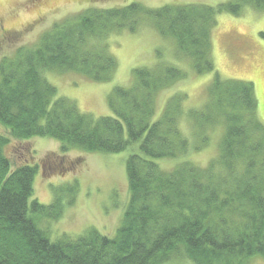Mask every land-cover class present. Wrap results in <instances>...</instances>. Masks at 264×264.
Masks as SVG:
<instances>
[{"label": "trees", "instance_id": "16d2710c", "mask_svg": "<svg viewBox=\"0 0 264 264\" xmlns=\"http://www.w3.org/2000/svg\"><path fill=\"white\" fill-rule=\"evenodd\" d=\"M244 3L264 9V0L217 7L150 9L132 2L91 8L55 24L34 48L2 59L0 264H244L251 257L264 259V123L253 82L222 80L215 72L209 103L193 117L202 128L224 121L219 155L205 167L183 161L166 172L155 161L184 156L191 145L178 127L184 108L180 97L155 119L156 95L183 80L182 70L168 62L134 70L133 84L117 86L108 96L112 115L98 119L82 113L74 101L57 98L56 87L46 79L47 72L73 71L94 82L112 80L118 61L106 39L123 29L136 31L143 20L174 39L197 75L213 73L216 16H239ZM35 137L59 140L63 156L72 149L117 154L140 144L139 153L127 159L130 201L115 236L94 229L77 239L53 241L40 226L41 218H61L66 204L59 191L48 205L33 199L38 165L31 164L35 150L24 142ZM12 142L20 146L18 164L5 153ZM73 187L77 184L66 192L71 197L67 205L75 200Z\"/></svg>", "mask_w": 264, "mask_h": 264}, {"label": "rangeland", "instance_id": "374dc122", "mask_svg": "<svg viewBox=\"0 0 264 264\" xmlns=\"http://www.w3.org/2000/svg\"><path fill=\"white\" fill-rule=\"evenodd\" d=\"M237 1L0 0V62L14 57L20 48H34L41 36L55 24L74 18L87 9L120 8L132 2L150 9L192 4L217 7ZM105 42L118 61L112 80L94 82L73 71L47 72L46 79L56 87L57 98L74 101L82 113L98 119L112 115L108 96L117 86L130 87L134 70L155 69L159 62H168L182 70L185 73L183 80L157 93L154 116L159 118L166 106L175 97H180L184 108L178 115V127L191 146L184 156L156 160L161 170L171 171L183 161L205 167L218 157L225 131L224 121L218 120L202 128L193 117L209 103V88L215 72L222 80L253 82L259 102V117L264 123V9L245 4L239 16L226 12L216 16L212 31L215 70L204 75H197L191 60L180 53L174 39L163 37L148 20H143L134 32L123 29L111 34ZM206 138L208 143L196 149ZM24 143L25 147L35 150L31 164L38 165L33 199L48 205L54 202L58 191L64 192L61 197L66 207L62 217L58 220H39L40 226L49 230L50 238L53 241L65 236L77 239L94 229L101 234L115 236L130 201L127 159L139 153L140 144L117 154L72 149L63 156L59 140L35 137ZM19 147L12 142L5 148L6 155L14 164H18L16 153ZM76 184L77 189L73 187L76 189L75 200L67 205L71 197L66 192ZM244 264H264V259L255 256Z\"/></svg>", "mask_w": 264, "mask_h": 264}, {"label": "flooded vegetation", "instance_id": "af4514ba", "mask_svg": "<svg viewBox=\"0 0 264 264\" xmlns=\"http://www.w3.org/2000/svg\"><path fill=\"white\" fill-rule=\"evenodd\" d=\"M5 36V35H4Z\"/></svg>", "mask_w": 264, "mask_h": 264}]
</instances>
